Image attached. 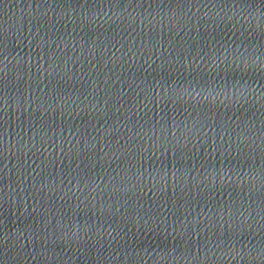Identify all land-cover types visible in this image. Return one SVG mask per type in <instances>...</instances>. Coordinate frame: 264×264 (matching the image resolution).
I'll return each mask as SVG.
<instances>
[{
  "label": "snow or ice",
  "instance_id": "snow-or-ice-1",
  "mask_svg": "<svg viewBox=\"0 0 264 264\" xmlns=\"http://www.w3.org/2000/svg\"><path fill=\"white\" fill-rule=\"evenodd\" d=\"M235 77H233V79H234ZM241 79H243V77H241ZM253 82H255V78H253Z\"/></svg>",
  "mask_w": 264,
  "mask_h": 264
}]
</instances>
